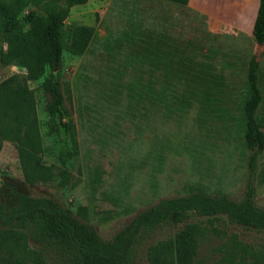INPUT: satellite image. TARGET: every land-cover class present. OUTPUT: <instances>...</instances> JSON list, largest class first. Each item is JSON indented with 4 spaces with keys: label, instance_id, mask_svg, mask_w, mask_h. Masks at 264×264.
Wrapping results in <instances>:
<instances>
[{
    "label": "rangeland",
    "instance_id": "rangeland-1",
    "mask_svg": "<svg viewBox=\"0 0 264 264\" xmlns=\"http://www.w3.org/2000/svg\"><path fill=\"white\" fill-rule=\"evenodd\" d=\"M213 9L207 0H86L73 5L65 27L94 28L86 51L73 54L65 46L59 66L28 81L46 147L43 159L53 165L55 176L46 183L25 181L14 144L4 140L0 202L15 205L19 192L49 197L103 239L159 199L196 191L239 200L250 186L255 205L264 208V150L251 170L241 131L252 57L263 96L256 115L264 127V42L213 32L219 22ZM149 72L156 89L170 100L184 95L190 106L177 111L172 104L171 111H163L154 99L148 111H140L128 87L136 90ZM12 73L25 70L0 65V80ZM50 73L62 96L54 117L56 133L48 131ZM61 122L71 125L74 144ZM59 151L67 153L64 165L56 158ZM62 171L68 172L63 182ZM78 206L85 207V217L77 213ZM186 222L198 227L196 264L254 261L239 244L264 264V232L231 224L223 215H191ZM182 226L164 224L149 232L134 247V263L145 264L148 248L165 244ZM28 247L37 264H67L54 251L32 242Z\"/></svg>",
    "mask_w": 264,
    "mask_h": 264
},
{
    "label": "trees",
    "instance_id": "trees-1",
    "mask_svg": "<svg viewBox=\"0 0 264 264\" xmlns=\"http://www.w3.org/2000/svg\"><path fill=\"white\" fill-rule=\"evenodd\" d=\"M85 1L0 0V44H5V50L0 51V65H16L25 70L24 74L12 73L0 80V148L4 140L14 144L24 179L29 183L51 181L55 172L53 165L43 159L46 147L39 130L35 95L28 81L38 79L47 68L52 70L59 66L65 46L73 54L86 51L94 35L93 26L65 27L70 8ZM170 1L186 4L188 0ZM252 36L257 43L264 42V0H259ZM145 62L151 64L147 57ZM149 74L145 81L136 83V90L135 86L128 87L131 100L138 104L140 111H148L154 105V99H158L163 111H171L172 107L184 111L190 106L184 95L170 100L162 90L156 89L157 83ZM50 77L53 101L47 107L48 131L56 133L58 125L54 117L62 96L56 76L50 73ZM247 90L241 109V131L243 145L250 151L248 166L252 170L258 153L264 150V127L256 115L263 96L253 57L248 66ZM60 124L74 144L71 125ZM56 158L64 165L67 153L59 151ZM67 178L68 172L62 171L60 181ZM77 213L85 217V207L78 206ZM191 215H223L231 224L264 232V208L255 205L250 186L239 200L202 191L161 198L137 212L110 239H103L94 227L53 199L19 192L15 205L6 206L0 202V264H37L28 242L54 251L67 264H135L136 243L164 224L183 226L165 244L149 247L145 264H196L198 227L186 222ZM239 247L254 257L249 264H262L256 259L255 252L244 244ZM240 264L246 263L240 261Z\"/></svg>",
    "mask_w": 264,
    "mask_h": 264
},
{
    "label": "crops",
    "instance_id": "crops-1",
    "mask_svg": "<svg viewBox=\"0 0 264 264\" xmlns=\"http://www.w3.org/2000/svg\"><path fill=\"white\" fill-rule=\"evenodd\" d=\"M207 3L214 5L215 18L219 19L213 32L251 38L259 0H207ZM207 15L210 17L209 12Z\"/></svg>",
    "mask_w": 264,
    "mask_h": 264
}]
</instances>
